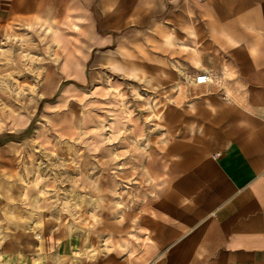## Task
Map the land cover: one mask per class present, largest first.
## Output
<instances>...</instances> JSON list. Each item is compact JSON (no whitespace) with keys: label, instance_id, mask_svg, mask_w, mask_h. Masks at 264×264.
<instances>
[{"label":"crops","instance_id":"obj_1","mask_svg":"<svg viewBox=\"0 0 264 264\" xmlns=\"http://www.w3.org/2000/svg\"><path fill=\"white\" fill-rule=\"evenodd\" d=\"M27 24L84 39L79 85L139 88V152H100L103 221L72 236L36 192L9 195L1 263L264 264V0H0V37ZM114 165L136 167L135 188Z\"/></svg>","mask_w":264,"mask_h":264},{"label":"rangeland","instance_id":"obj_2","mask_svg":"<svg viewBox=\"0 0 264 264\" xmlns=\"http://www.w3.org/2000/svg\"><path fill=\"white\" fill-rule=\"evenodd\" d=\"M0 37V213L8 208L9 195L16 204L36 192L34 204L45 205L48 219L57 229L72 231L103 221L94 213L102 183L94 182L100 170L101 151L113 149L120 157L122 144L139 152V88L112 73L94 85H79L84 39L45 37L38 25H20ZM64 51H63V50ZM19 54L16 63L11 54ZM14 64V68H7ZM49 80L50 95L39 96ZM121 188H135L134 166L114 165L111 172L126 169ZM7 170L17 172L16 180ZM18 186H11L12 182ZM10 183V184H9ZM117 188H120L119 186ZM96 191V190H95ZM92 211V212H88ZM1 224V221H0ZM5 234L0 230V257ZM0 264L1 263L0 261Z\"/></svg>","mask_w":264,"mask_h":264},{"label":"built area","instance_id":"obj_3","mask_svg":"<svg viewBox=\"0 0 264 264\" xmlns=\"http://www.w3.org/2000/svg\"><path fill=\"white\" fill-rule=\"evenodd\" d=\"M194 80L196 83H205L209 80V76L206 73H199Z\"/></svg>","mask_w":264,"mask_h":264}]
</instances>
